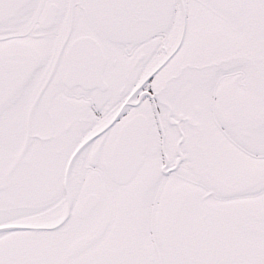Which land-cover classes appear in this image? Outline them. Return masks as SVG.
I'll return each mask as SVG.
<instances>
[{
    "label": "snow or ice",
    "instance_id": "6c2138e0",
    "mask_svg": "<svg viewBox=\"0 0 264 264\" xmlns=\"http://www.w3.org/2000/svg\"><path fill=\"white\" fill-rule=\"evenodd\" d=\"M0 264H264V0H0Z\"/></svg>",
    "mask_w": 264,
    "mask_h": 264
}]
</instances>
